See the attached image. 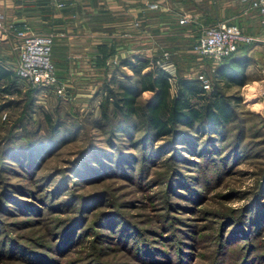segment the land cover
<instances>
[{
	"label": "rangeland",
	"instance_id": "rangeland-1",
	"mask_svg": "<svg viewBox=\"0 0 264 264\" xmlns=\"http://www.w3.org/2000/svg\"><path fill=\"white\" fill-rule=\"evenodd\" d=\"M30 21L33 23V26H30L34 32L53 35L51 48L57 49L54 56L50 51V61L54 67L56 83L39 87H22L16 84L13 91L17 93H0V142L12 129V122L19 118L23 119L28 128L38 125V130L45 132L48 126L41 109L49 113L52 121L57 118L76 121L82 128L73 139L59 145L41 159L35 166L32 176H29L17 162H7L5 165L11 170L7 171L5 168L0 170V190L2 182L24 185L31 187V190L41 183L44 188L35 191V194L39 193L44 197L47 191L63 184L65 190L62 197L72 195L85 199L87 208L82 212L77 228H83L84 232L85 227V232L90 231L88 232L90 234L83 237L81 233L82 235L69 249L60 253L52 252L51 247L55 248L57 244H54L55 237H51L52 234L49 232L54 225L61 221L65 223L70 220L69 217L79 213L78 199L74 203L71 202L72 205L67 206L65 211L51 212L44 203L26 195L16 194L21 201L34 205L40 211H38L40 215L24 216L19 214L20 212L0 215V229L5 225V233L16 243L29 247L33 255L26 253L7 256L5 245L0 256V264H209L218 241L223 244L219 256L224 263L228 261L230 263L235 258L238 259L241 253H245L246 257L251 258L248 264H264V225L257 230L254 229L257 236L242 237L235 229L232 232L231 243L227 244L224 241V236L227 235L228 240L233 229L231 224L226 225L230 213L238 217L240 213L245 212L244 207L253 201L260 212L264 211V191L258 188L259 182L264 179V32L261 27L242 20L246 24L243 23L239 27L243 33L251 37V40L246 42L248 46L243 52L246 57L245 83L240 87L222 85L226 87V93L240 97L239 105L236 107L239 122L236 121L235 126L244 124L241 146L247 152L246 157L224 167L212 163H203L202 167L193 163L188 164L181 174L188 179L196 177L197 180L194 182L186 183L187 187L190 185L193 187L194 192L191 189L185 191L180 189L182 195H188L186 196L188 198L178 195L181 196L179 198L165 190L168 162L161 165L157 160L156 166L144 171L141 179H138L136 174L133 178H126L116 173H103L89 179V175L74 177L69 172L86 158L88 147L91 145L99 150L103 147L106 151L111 150L109 146H104V134L89 123L97 115L98 104L103 96L100 86L103 80L108 78L106 72L110 70L100 69L96 65L95 68L89 69V65H86V72L81 75L67 74L66 68L72 62L64 57L63 42L60 39L55 40L54 33L49 29L37 26L34 20ZM155 40L158 45L154 44L156 49L153 50L149 63L154 65L153 59L166 51L169 60L174 64L175 82L178 75L196 77L202 73L209 80L208 89L211 87L208 64H202L203 60L198 61L190 52L193 43L191 38L180 40L182 51L176 52L171 49L167 40L160 37ZM14 51L16 50L0 45V54L5 56L0 57V64L6 65L7 60H14L16 58ZM207 61L211 63L210 60ZM199 64H202L200 70L197 68ZM116 73L118 74L116 78H121L120 72ZM175 82L172 85L169 83L171 91L175 87ZM2 84L0 82V86ZM31 88L36 92L33 94L34 104L29 110L26 103L31 96L29 91ZM58 88L60 92L57 91ZM148 95L147 91L141 93L142 98ZM7 100H12L16 105L13 103L4 105ZM26 115L28 118L24 120ZM232 131L234 132L230 128L229 135ZM122 141L124 151L138 154L137 149L126 144L125 140ZM117 147L121 148V145ZM221 148L223 151L226 146L223 145ZM166 155L164 154L160 160ZM89 163L90 161H87V164ZM23 166L26 168L28 165ZM18 219L31 221L17 225L16 230L11 229L14 226L10 222ZM74 221L76 220L69 223ZM102 221L107 226H102L100 224ZM228 222L231 220L228 219ZM93 233L102 234L103 237L97 241H100L99 239L103 241L100 243L92 241L95 238ZM119 233H124L123 238ZM95 248L97 256L93 255ZM177 256H180V262Z\"/></svg>",
	"mask_w": 264,
	"mask_h": 264
},
{
	"label": "trees",
	"instance_id": "trees-1",
	"mask_svg": "<svg viewBox=\"0 0 264 264\" xmlns=\"http://www.w3.org/2000/svg\"><path fill=\"white\" fill-rule=\"evenodd\" d=\"M247 46L248 43L240 42L235 50L223 58V61L214 68L211 67V63L207 62L211 78V87L208 90L201 87L197 77L178 75L175 87L171 91L166 73L149 63V59L141 56H136L134 59H120L119 64L127 66L131 73L120 72L121 78H116L118 75L116 67H113L110 72H106L108 78H105L100 86L103 90V96L98 104L97 115L89 122L93 128L104 134V146H109L111 150L106 151L104 147L99 150L91 145L88 147L86 158L82 159L79 165L70 169L69 172L74 177L89 175V179L101 176L103 173H116L126 178H133V175L136 174L137 178L141 179L144 171L148 170L149 167L156 166L157 160H159L161 165L168 162L166 165L168 167L167 179H165L166 192H170L179 198L181 196L188 198L186 197L188 195H182L180 189L184 191L191 189L192 191L193 187L191 185L187 187L188 184L186 183L197 180L196 177L188 179L181 174L188 164L193 163V165L201 166L203 163H212L215 166L220 164L224 167L226 164L229 165L233 161H240L245 158L247 152L241 146V140L244 137V124L235 126V122H239L236 107L239 105L240 97L236 94L226 93V87L222 85L240 87L245 83L246 57L243 52ZM171 47L174 50L175 46ZM55 50L51 48L53 56L56 55ZM95 63L100 66L103 61L97 58ZM2 70L0 69V78L2 77L1 74L5 72ZM16 79L14 74V80L11 83L0 86V93H17L13 91L17 84ZM29 91L31 96L26 103V108L30 110L34 104L33 94L36 90L31 88ZM145 91L149 95L142 98L141 93ZM8 103L11 104L13 101L7 100L4 105H8ZM13 104L16 105V103ZM41 110L48 126L45 132L39 131L38 125L28 128L23 119L20 118L12 122V129L2 137L0 142V170H3L2 168L7 171L11 170L5 164L14 161L23 167L29 176H32L35 166L41 159L59 145L73 139L82 128L81 124L76 121H64L59 120V118L52 121L49 113ZM27 118L28 115L25 116L24 120ZM230 128L234 132L232 131L229 135ZM122 140H125V143L132 148L137 149L138 154L124 151ZM120 145L121 148L117 147ZM223 145L226 148L222 151ZM164 154L167 155L163 160H160ZM87 161L90 163L87 164ZM91 161L94 165L91 164ZM23 165L28 166L25 168ZM173 175L175 176L173 177ZM35 186L36 188L31 190V187L24 185L2 182L0 215H10L14 212H20L19 214L24 216L40 215L38 214L39 210L34 205L21 201L16 194L26 195L44 203L51 212L53 210L65 211L67 206L72 205L71 202L74 203L78 199L77 210L79 213L69 217L68 223L61 221L52 229L50 228L51 232L49 233L52 234L51 237H55L54 244H57L55 248L51 247L50 250L54 253H60V251L73 246L75 240L82 235L81 233H83V237L90 234L88 233L90 231L85 232V227L84 232L83 228H77L83 215L82 212L87 208L85 199H80L81 196L72 195L62 197V192L65 190L63 184L56 185L47 191L46 197L39 195V193L35 194V191H41L44 188L43 185L39 183ZM258 188H262L264 191V179L259 182ZM55 199L57 200L55 201ZM251 203L244 207L245 212L240 213L238 217H234L231 213L227 216L231 222L229 223L227 219L226 225L231 224L233 227L229 239L226 240L227 235L224 236V241L227 244L233 240L232 232L235 229L239 231V236L252 235L254 237L257 236L254 229L257 230L264 225V211L260 212L254 201ZM72 220L76 221L69 223ZM30 221L31 219L12 221L10 224L14 227L11 229L16 230L17 225L26 224ZM100 224L103 226V221ZM5 231L4 225L0 229V256L3 254L5 245L8 251L7 256L33 253L29 247L16 243ZM123 234L119 233L121 238H123ZM93 237H95L92 239L94 242L103 241L102 239L97 241L98 238L103 237L100 233H93ZM216 244L218 245L209 264L224 263L219 256L223 244L219 241ZM96 251L97 249L93 251L95 256L98 253ZM245 257V253H241L238 259L235 258L232 262L229 263L228 261L224 264H248L251 258ZM179 258L180 256H177L178 262L181 260Z\"/></svg>",
	"mask_w": 264,
	"mask_h": 264
},
{
	"label": "crops",
	"instance_id": "crops-1",
	"mask_svg": "<svg viewBox=\"0 0 264 264\" xmlns=\"http://www.w3.org/2000/svg\"><path fill=\"white\" fill-rule=\"evenodd\" d=\"M57 2L62 6H57ZM0 15L4 23L27 21L33 26L30 20H34L37 26L53 32L55 40L63 42L64 57L72 62L66 71L73 76L86 72V65L89 69L96 65L131 73L127 66L119 64L120 59H149L159 37L175 46L174 52L182 51L180 40L189 37L194 42L202 26L217 21L241 26L245 19L261 27L256 11L240 0H165L155 10L148 9L143 0H0ZM183 17L185 20L179 22ZM13 42L11 35L5 37L0 33L1 46L12 49ZM0 57L5 58L3 54ZM97 58L103 61L102 65L95 63ZM15 61L16 58L7 60L6 65L0 64L5 71L1 84L14 80ZM222 61L211 62V67ZM207 62L204 59L201 63Z\"/></svg>",
	"mask_w": 264,
	"mask_h": 264
},
{
	"label": "built area",
	"instance_id": "built-area-1",
	"mask_svg": "<svg viewBox=\"0 0 264 264\" xmlns=\"http://www.w3.org/2000/svg\"><path fill=\"white\" fill-rule=\"evenodd\" d=\"M165 0H143L148 9H158L160 2ZM248 8L256 11L259 23L264 31V0H240ZM63 3L57 2V6ZM185 19L180 18L179 22ZM0 33L5 37L11 35L13 39L12 49L16 50L17 56L14 64V74L18 85L22 87H39L55 85L54 67L50 61V51L53 35L50 33H38L31 29L27 21H15L4 23L0 15ZM251 37L242 32L235 24L225 21H217L204 25L199 29L190 52L198 61L204 59L211 62L219 61L232 53L240 42H249ZM155 66L163 70L167 75L168 82H175L174 64L169 60L168 53L153 59ZM201 65L199 64V70ZM198 71V70H197ZM201 87L205 90L209 87V80L202 73L197 74ZM175 85V84H174ZM60 92L59 88L57 89Z\"/></svg>",
	"mask_w": 264,
	"mask_h": 264
}]
</instances>
